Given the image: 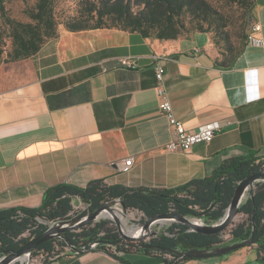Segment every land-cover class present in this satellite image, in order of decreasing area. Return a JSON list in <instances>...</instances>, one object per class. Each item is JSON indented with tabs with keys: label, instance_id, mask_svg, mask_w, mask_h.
<instances>
[{
	"label": "crops",
	"instance_id": "obj_1",
	"mask_svg": "<svg viewBox=\"0 0 264 264\" xmlns=\"http://www.w3.org/2000/svg\"><path fill=\"white\" fill-rule=\"evenodd\" d=\"M250 37L264 41V0ZM210 38H142L117 29L66 32L29 59L0 64V210L37 208L57 184L101 181L128 189H174L210 176L225 161L264 158V43H249L220 68ZM133 57V68L120 59ZM162 65V82L154 67ZM163 89L189 131L218 123L210 143L168 152ZM132 159L130 166L124 162ZM264 241V236L261 238ZM127 264H164L158 256L119 253ZM102 251L34 264H123ZM181 264H264L256 245Z\"/></svg>",
	"mask_w": 264,
	"mask_h": 264
},
{
	"label": "trees",
	"instance_id": "obj_2",
	"mask_svg": "<svg viewBox=\"0 0 264 264\" xmlns=\"http://www.w3.org/2000/svg\"><path fill=\"white\" fill-rule=\"evenodd\" d=\"M9 1L12 0H0V19L5 27L0 29V64L35 56L45 43L57 38L62 30L75 33L117 29L139 34L142 38L167 41L181 38L183 17L203 22L218 20L207 0H34L25 13L28 20L22 22L7 16L5 4ZM223 1L246 11H253L257 4V0ZM65 3L70 4L68 8L72 7L70 14L61 9ZM198 32L208 33L202 28ZM214 34L220 36L217 30ZM7 41L10 43L9 49ZM243 48L225 51L217 66L230 68ZM263 171L264 158L249 154L227 160L210 176L174 189H128L106 186L101 181L90 182L84 188L57 184L45 191L37 208L0 210V258L42 234L48 227L44 222L71 219L73 203L79 201L84 202L87 209L79 213L78 218L96 212L111 200L120 199L126 210L137 211L147 220L156 215L178 214L216 223L224 215L239 182ZM238 214H242L244 220L230 231L228 243H224L219 233L192 232L180 223H173L148 239L127 240L118 229L106 228L107 220H100L79 231L64 232L61 237L41 244L32 254L33 257L40 253L45 255L41 262L45 263L54 257L70 255L72 251L98 250L117 259L119 253H143L161 257L164 264H181L188 259L172 251L223 246L246 240L253 234L251 245L257 246L259 258L264 262V241L261 240L264 236V182L255 184L252 196L249 193ZM24 234L28 236L22 237ZM64 240L69 242V247ZM92 244H96L95 249L90 248Z\"/></svg>",
	"mask_w": 264,
	"mask_h": 264
},
{
	"label": "rangeland",
	"instance_id": "obj_3",
	"mask_svg": "<svg viewBox=\"0 0 264 264\" xmlns=\"http://www.w3.org/2000/svg\"><path fill=\"white\" fill-rule=\"evenodd\" d=\"M210 4L211 8L216 12V18L218 20L208 19L207 22L197 21L192 17H183V28L181 29V38L188 37L189 35L201 33L198 32L199 29H203L208 31V33H203L209 36L210 38V47L209 50L214 55L217 62L223 59V55L225 51L229 49H233L239 51L242 47H246L249 44V37L252 29V19L254 15L255 8L253 11H246L237 5L230 4L223 0H207ZM34 0H12L5 4V10L7 16L12 19L26 22L28 19L26 17V11L30 7H32ZM258 3V1H257ZM69 3L62 4L61 9L66 10L68 14L72 12V7H69ZM257 6V4H256ZM224 25L223 27H221ZM220 27V28H219ZM0 29H5L2 21L0 19ZM218 31L220 36H215L214 31ZM247 39V42H246ZM7 49H9V41L6 42ZM243 48V50H244ZM240 56V55H239ZM249 197V191H245L242 197V201H244ZM115 205V204H114ZM116 207L120 211L121 218H118L114 214L115 206H110V210L106 211L100 219L95 222L89 224L90 226L94 225V223L99 222L100 220H107L106 228L119 229L117 223L108 219L109 217L115 216L118 221H120L121 225H125L126 231L130 234H143V231L135 232L137 228H142L147 219L139 212L134 210H122L119 204ZM87 206L84 202L79 201L78 203H73V212L71 213V218H78V214L82 211H86ZM244 220V216L242 214H237L235 220L230 224L226 229L221 231L219 234L221 239H223L224 243H228L230 241V231L233 229L235 225L242 222ZM188 221L191 223H195L196 225H204V224H214V223H206L205 221L195 218L188 217ZM48 226L53 224L54 222H44ZM157 223V222H156ZM178 222H172L171 220L164 221L163 223L154 224L150 232L161 233L167 228L169 225ZM87 225V226H89ZM86 226V227H87ZM80 230V229H79ZM76 230V231H79ZM28 234L22 235V237H27ZM148 238L152 237L151 235L147 236ZM145 238V239H148ZM2 258V257H1ZM0 258V259H1ZM15 264H18L15 263Z\"/></svg>",
	"mask_w": 264,
	"mask_h": 264
},
{
	"label": "water",
	"instance_id": "obj_4",
	"mask_svg": "<svg viewBox=\"0 0 264 264\" xmlns=\"http://www.w3.org/2000/svg\"><path fill=\"white\" fill-rule=\"evenodd\" d=\"M264 182V172H260L254 175H251L245 179H243L239 184L237 185L234 195L225 210L224 215L221 217V219L214 223V224H204L202 226H196L192 225L188 221V217L178 215V214H166V215H156L150 219H148L145 224L142 226L143 234L139 236H133L127 233L124 228L122 227L120 221L114 216L109 217L108 219H111L112 221H115L119 227L118 231L121 234V236L127 240H141L148 238L147 236H155L157 235V232H150L151 227L157 220L165 219V220H172V222H178L180 224H183L189 228V231L201 233V234H216L220 233L224 229H226L232 222L235 220V217L237 216L239 212V208L242 205L240 203V197L241 195L247 190L249 193H251L254 189V186L256 183ZM114 204H119L122 208V210L126 211L125 207L123 206L120 199L111 200L107 203H105L103 206H101L96 212L86 214L83 217L80 218H71L67 220H61L54 222L53 224L49 225L47 229L40 235L30 239L28 242L20 246L17 250L12 251L5 256H3L0 259V264H15L18 262L20 264V258H23L24 256L29 257L30 254L41 244L51 241L55 238L61 237V234L67 231H76L79 229H82L86 227L87 225L91 224L92 222L97 221L101 218L100 214L103 211L110 210V206ZM174 220V221H173ZM252 232H255V224L252 220ZM253 234L246 240L235 242L223 246H217L213 248H202V249H195L193 251H172L173 254L186 259H208L212 257H220L222 255H226L232 251L239 250L241 248H244L248 245L252 244ZM66 245L69 247V242L67 240H64ZM147 247V246H144ZM83 251H77V252H70V254L76 253H83Z\"/></svg>",
	"mask_w": 264,
	"mask_h": 264
},
{
	"label": "built area",
	"instance_id": "obj_5",
	"mask_svg": "<svg viewBox=\"0 0 264 264\" xmlns=\"http://www.w3.org/2000/svg\"><path fill=\"white\" fill-rule=\"evenodd\" d=\"M252 30L259 31L260 26L254 25ZM255 43L256 45H263L264 41L262 39H253L249 37V43ZM120 65L123 67L133 68L136 65V59L133 57H125L120 59ZM155 76L157 81L162 82L164 69L162 65L156 64L154 67ZM159 96L161 97V101L159 102L158 108L160 113L166 118L169 131H170V139L165 145V150L168 152L175 151H186L189 150L193 145L198 143H210L216 132L219 130L220 125L218 123H211L207 125H202L195 131H189L185 128L183 123L177 120L174 116L172 106L167 98V95L163 89H159ZM132 163V159H129L124 162V166H130ZM264 172V171H263ZM96 244H92L90 246L91 249H95ZM45 255L38 254L33 257L31 253L29 257L24 256V259L20 262V264H34L41 263L45 259ZM57 257L52 258L51 260L56 259ZM50 260V261H51Z\"/></svg>",
	"mask_w": 264,
	"mask_h": 264
},
{
	"label": "bare ground",
	"instance_id": "obj_6",
	"mask_svg": "<svg viewBox=\"0 0 264 264\" xmlns=\"http://www.w3.org/2000/svg\"><path fill=\"white\" fill-rule=\"evenodd\" d=\"M243 195H244V193H243V194L241 195V197H240V203H242L241 201H242V197H243ZM116 205H117V204L113 205V206H115L114 214H115L116 217L121 218L120 211H119V209L116 207ZM105 212H106V211H103V212L100 214V216H102ZM115 216H114V217H115ZM164 221H167V220H165V219H161V220H157L156 222L163 223ZM171 221H172V220H171ZM173 221H174V220H173ZM156 222H155V223H156ZM189 223L192 224V225H196L195 223H191L190 221H189ZM196 226H201V225H196ZM122 227H123L124 230L126 231V227H125V225H122ZM138 231H143V229H142V228H137L135 232H138ZM126 232H127V231H126ZM127 233H128V232H127ZM129 234H130V233H129ZM130 235H133V236H139V235H142V234H130ZM23 259H24V257H23V258H20V261H22Z\"/></svg>",
	"mask_w": 264,
	"mask_h": 264
}]
</instances>
